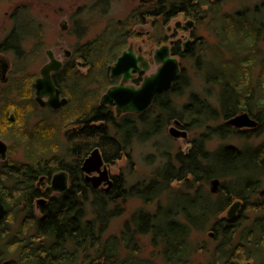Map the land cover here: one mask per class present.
Segmentation results:
<instances>
[{"label":"trees","instance_id":"1","mask_svg":"<svg viewBox=\"0 0 264 264\" xmlns=\"http://www.w3.org/2000/svg\"><path fill=\"white\" fill-rule=\"evenodd\" d=\"M96 1L97 6H105V1ZM220 4V0L140 3L126 19L108 24L96 37L76 46L72 59L53 76L69 98L63 109L69 114L63 116L61 126L43 121L32 131H25L31 142L27 150L28 163L10 160L0 164V193L6 207V214L0 221V240L6 239L0 250V264L3 254H17L18 258H11L9 264H156L157 257L163 264H193L192 256L201 248L192 242V234L207 226L221 237L209 264H246L250 259H255L258 264L259 259L247 247L253 242L250 236L256 233H259L257 245L260 248L264 245L263 215L254 218L246 231L249 240L244 245L233 242L239 222L220 215L232 196L246 200L258 196L248 207L256 212L264 209V191L261 192L264 140L242 147L221 143L214 150L207 147L206 140L212 137L208 138V135L220 140L233 134L248 137L264 129V53L259 47L264 31V2L261 16H253L247 10L233 14L221 12ZM210 12L213 32L222 47L203 65L206 74L210 73L205 80L218 87L215 105L205 99L199 100L193 94L191 101L178 110L167 99V93H163L153 103L158 106L150 108H157V113L148 117L146 112L138 116L131 112L117 116L114 106L100 104L101 96L113 81L106 68L126 47L128 37L138 35L134 31L135 25L145 23L149 17H156L165 24L181 13L200 21ZM27 13L28 8L22 5L13 9V26L2 46L4 50L14 51L19 59L18 72L25 69V61L30 55L44 46L41 28L28 19ZM30 39L35 42L32 50L27 51L23 45ZM156 39L158 43H164V33ZM203 47L206 49L207 45ZM173 52L176 54L175 49ZM192 54V51L181 53L186 57ZM80 65L87 68L86 73L80 70ZM184 77L182 73L171 91L184 86ZM32 82L33 77L29 74L10 80L8 86L15 89L16 94L13 102L1 106L0 125L15 126L18 122L13 120L17 115L23 118L19 123L33 115L36 101ZM11 106L17 113L13 120L10 116L7 119ZM241 111L256 118L258 126L244 133L226 123ZM183 115H187L192 123L189 129L205 128L191 141L187 152L178 151L174 156L167 152L166 160L160 163L151 178L130 186L121 174L113 177L108 190L87 185L81 165L95 148L101 150L107 163L114 162L129 153L128 143L134 136H139L141 130L149 132L153 124V132H158L165 118L170 120ZM221 118L225 122L217 126L210 124ZM71 122L76 125L71 126ZM59 129L65 134L67 152L72 156L70 162L56 152L60 147L55 138ZM59 169L70 172L71 188L50 199L41 214H37L33 204V196L38 194L33 187L37 174H51ZM215 177L224 183L220 194L213 199L209 191L201 189ZM174 181H180L189 189L180 191L187 202L158 201L154 211L140 209L134 212L119 234L105 236L112 218L121 213L126 197L135 196L150 203ZM192 186L195 189L190 192ZM87 204L91 207L90 212ZM17 222V229L12 232L10 225ZM139 235L150 236L154 247L150 257L137 256L139 244L132 239ZM123 248L128 249L125 255Z\"/></svg>","mask_w":264,"mask_h":264},{"label":"rangeland","instance_id":"2","mask_svg":"<svg viewBox=\"0 0 264 264\" xmlns=\"http://www.w3.org/2000/svg\"><path fill=\"white\" fill-rule=\"evenodd\" d=\"M103 1H105V6H101V4L100 6H97L96 0H0V41L6 37L13 26V19L11 18L13 9L22 5L28 8V19L41 28L42 42L44 45L43 48L30 55L25 61V69L19 72L20 63L19 59L15 57L14 51L6 53L11 60V68L9 71V80L7 82L0 80V108L1 106H6L9 102H13V97H15V89H11L10 94L5 93V90L7 89L6 87L9 85L11 79L15 77H25L29 74V76L33 77V81H35V79L40 76L41 68L49 61V57L46 53L47 49L53 50L55 56L63 62L71 60L78 44H82L96 37L108 24L126 19L129 13L141 3V0ZM263 2L264 0H220V11L233 14L242 10H247L249 13L253 14V16H261L263 14ZM188 18L190 17L181 13L170 18V20L164 24L156 17H149L145 23H140L134 26V31L137 32L138 35L128 37L127 45L123 49H127L131 44H133L136 50H138L139 47H142L144 55L152 61V66L147 72L150 74L158 68V64L153 61V53L155 49L161 45L157 42L156 37H159L163 32L165 35V41H168L170 37H175V40H180L182 47L183 42H185L187 38H189L190 33H192L194 43L189 50L192 51V56L186 57L177 55L182 67L181 74L183 73L185 76V84L184 86L179 87L178 91H169L166 94L167 99H169L178 110L191 101V96L193 94L196 95L199 100L205 99L213 105L217 103L216 98L218 95L217 85L205 80L206 75H209L210 73L206 74V70L203 66L204 63L210 59L215 50L222 49L218 37L213 32V25L210 23L211 12L203 19H200V21L197 20L192 28L190 27L184 30L183 27L186 25V21L192 19ZM156 21L159 23V26H157ZM77 26H80V28L76 29ZM34 42L33 39H30L23 45V48L27 51L32 50ZM203 45H207V48L205 49ZM259 47L264 53V31L261 34ZM66 50L70 51V55L66 56ZM62 67H64V65ZM79 68L81 71L85 73L87 72V68L82 65H80ZM138 79L137 76V80ZM120 81V78L113 80L106 90L111 85L119 83ZM140 82L141 80L132 81L135 85H139ZM34 97L35 92H33V99ZM152 106L158 105L154 104ZM63 109L64 107L58 111H52L49 108L40 107L36 102V110L33 115H31L28 120L19 123L23 118L18 116L15 107L11 106L7 119L11 113L14 112V114L17 115V118L13 121L18 123H16L15 126L11 125L8 127L0 125V137L5 139L10 146V159H12V163L29 162L26 153L31 142L27 138L25 131H32V128L36 126L38 122L43 121H47L54 126H61L62 119L64 118L63 116L69 114V111H64ZM157 111V108L152 107L151 110L149 109L146 112V115L152 117ZM137 116L135 118L138 120ZM175 120H179L181 124L183 123V126H176L179 129L187 130L186 137H174L171 135L170 128L175 124ZM222 122H225V120L221 118L215 121H210V124H212V126H217ZM71 123V126L76 125L74 122ZM191 125L192 123L189 122L187 115H183L181 118L175 117L170 120L165 118L160 125L158 132L155 133L153 132L155 126L152 124L149 127V130L151 131L147 132L146 129H143L139 136H134L131 139L127 147V151H129L128 154H124L122 158L114 162H106L107 164L105 165L111 175L121 174L124 176L127 180V186L133 185L139 181L148 180L154 175V171L160 163H163L166 160L167 152L171 156H174L178 151L187 152L191 147V141L201 132L205 131L204 127H200L197 131L191 130L189 129V126ZM4 128L5 130H1ZM239 130L243 132L245 131L244 133H246L249 132L250 128L243 127ZM251 135L252 136L247 137L244 136V134L242 136H236V134H233L224 140H220L214 135H208V138L210 136L212 137L206 140V145L210 150L216 149L221 143H230L239 147L246 146V144L257 145L264 140V129H262L261 133L257 135H254V133H251ZM55 138L60 142V144H58L60 147H58L56 152L70 162L72 156L67 152L64 132L59 129L55 134ZM91 174L92 176L97 175L96 172ZM220 180V188H222L224 181L222 179ZM210 181L205 186L203 185L201 190L209 191L213 195V199H216L218 194L212 193V185ZM107 186L108 183L106 181L100 185L101 188ZM194 189V186H192L190 192H193ZM183 190L189 191L183 183L180 181H174L166 191L162 192L159 198L154 199L150 203H146L144 200L135 196L126 197L121 206V213L112 218L105 236L119 234L123 229L125 222L129 220L134 212L140 209L154 211L158 201L162 203H168L170 200L176 202L180 201L181 203L187 202V198L182 196L180 192ZM203 192L205 193V191ZM232 197L233 198L226 206L225 211H223L220 216H227V208L237 199L235 196ZM252 199L257 200L258 196H253ZM87 209L89 212L91 211L89 204H87ZM258 215H264V209L260 212L249 209V207L243 209L240 218L237 219L239 225L235 231L234 244L247 243L249 235L246 234V231L252 226L254 218ZM89 216L90 215H87V217ZM17 225L18 222L16 225H10L12 227L10 230L15 232ZM7 227H9V225H7ZM211 231L214 230L207 226L201 232L192 234V242L201 248L197 254L192 256L193 264H209L211 256L218 243L217 240H215L216 235H211ZM257 234L259 233H256L255 236H250L253 242L251 241L252 244L247 247V250L259 259L258 264H264V245L261 246V248L257 245V240L259 238V235ZM5 241L6 239L0 240V250ZM134 241L139 244L137 250V256L139 258H147L151 256L154 247L151 244L149 235H139V237H134L132 239V242ZM127 251V248H123L124 255ZM3 255L4 257L1 260V264L6 259L18 258L17 254ZM155 262L156 264H163L162 259L159 257L155 258ZM247 262V264H255L256 260L250 259Z\"/></svg>","mask_w":264,"mask_h":264},{"label":"water","instance_id":"3","mask_svg":"<svg viewBox=\"0 0 264 264\" xmlns=\"http://www.w3.org/2000/svg\"><path fill=\"white\" fill-rule=\"evenodd\" d=\"M193 23L189 20V24ZM190 41V40H188ZM139 53L131 44L127 49L123 50L116 61L109 64L107 71L112 79L121 77L119 83L111 85L100 98L101 105L113 104L117 115L122 113L133 112L143 113L153 103L155 97L163 92L170 90L174 82L179 77L182 67L175 54L171 52L168 43L158 46L153 53V61L158 64V68L150 74H146L141 85L132 84L131 81L136 73L148 72L151 63L142 53V47H139ZM46 53L49 61L41 68L40 76H38L32 84L35 90V100L41 105H50L59 107L68 102L66 96H61V89L56 85L53 79V72L59 70L63 62L58 59L53 50L47 49ZM70 55V51L66 50V56ZM8 66L5 65L2 74H6ZM4 80L6 78H3ZM181 122L175 121L170 128V133L174 137H186L187 130L179 129L177 126ZM226 123L235 127H256L259 122L247 111H242L232 116ZM177 125V126H176ZM7 152V144L0 139V153L5 157ZM102 152L99 148H95L89 156L86 157L82 168L87 173L97 172V175L90 176L94 187H99L103 181L108 182V187L112 185L113 180L110 178V172L105 165ZM211 191L217 192L220 188L221 180L218 177L211 179ZM67 188V172L60 170L53 176L51 190L65 191ZM241 201H235L228 210V217L236 214ZM6 214V207L0 194V221Z\"/></svg>","mask_w":264,"mask_h":264},{"label":"flooded vegetation","instance_id":"4","mask_svg":"<svg viewBox=\"0 0 264 264\" xmlns=\"http://www.w3.org/2000/svg\"><path fill=\"white\" fill-rule=\"evenodd\" d=\"M148 2H150V3H153L154 2V0H148ZM148 2H146V3H148ZM191 18V17H190ZM190 18H188V19H190ZM190 20H192L193 21V23H191V24H189V20L188 21H186V25H184V27H183V29L185 30V29H188V28H192L193 27V25H195V22L197 21L196 19H194V18H192V19H190ZM11 31V29L9 30V32ZM9 32H8V34H9ZM7 34V35H8ZM7 35H6V37H7ZM183 35H185V34H183ZM170 36H173V35H170ZM6 37L5 38H3V40L2 41H0V80L1 81H3V82H7L8 80H9V71H10V68H11V60H10V58L7 56V52H9V51H11L12 52V50H10V49H7V50H4V49H2V46H4L3 44H5V42H6ZM193 36H192V33H190V36H189V38H187V40L185 41V42H183V45H182V47H181V42H180V40L179 39H174L175 37H170L169 39H168V41H164V43H168L169 44V46H170V49H171V52L173 53V54H175L174 52H173V50L175 49L176 50V57H177V55H181V53L182 52H189V50H190V48L192 47V44L194 43L193 42V38H192ZM188 40H190V41H188ZM135 49V48H134ZM135 51L137 52V53H139L140 51H139V48H138V50H136L135 49ZM143 53V52H142ZM143 55H144V53H143ZM145 56V55H144ZM182 56V55H181ZM146 57V56H145ZM147 58V57H146ZM149 59V61H150V63H151V66H152V61H151V59L150 58H148ZM63 62V61H62ZM180 62V61H179ZM65 64V62H63V65ZM5 65H7L8 66V69H7V72H6V74L4 75V74H2V72H3V68H4V66ZM62 65V66H63ZM63 67H61L59 70H57V71H60L61 69H62ZM57 71H54L53 72V76H54V74L57 72ZM182 71V70H181ZM147 74V72H143V73H136L135 74V77L132 79V81L134 82V81H140L141 80V82H140V84L139 85H141V83H142V81H143V79H144V77H145V75ZM180 75H181V73H180ZM179 75V76H180ZM137 76H138V78L140 79H138L137 80ZM3 78H6L5 80L3 79ZM118 78H120L121 79V77H118ZM53 79H54V77H53ZM112 79V78H111ZM115 79H117V78H115ZM115 79H113V80H115ZM55 81V80H54ZM132 81H131V83H132ZM34 82V81H33ZM33 82H32V84H33ZM56 83V82H55ZM175 83V82H174ZM133 84V83H132ZM57 85V84H56ZM138 85V84H137ZM174 85V84H173ZM58 86V85H57ZM59 87V86H58ZM7 89L5 90V93H9L10 91H11V89H9L10 87L9 86H7L6 87ZM172 89V88H171ZM171 89L170 90H168V91H166V92H163V93H168L169 91H171ZM34 90V89H33ZM34 92H35V90H34ZM163 93H161V94H163ZM161 94H159V95H161ZM159 95H157L156 97H155V99L159 96ZM61 96H64L63 94H62V92H61ZM155 99H154V101H153V103L155 102ZM34 100H35V97H34ZM36 101V100H35ZM37 102V101H36ZM38 104H39V106L40 107H42V108H49V109H51L52 111H58L59 109H61L62 107H65L67 104H68V102L66 103V104H64V105H62V106H59V107H54V106H50V105H41L39 102H37ZM153 103H152V105H153ZM108 105H112V106H114L113 104H108ZM151 105V106H152ZM151 106L145 111V112H147L150 108H151ZM145 112H143V113H145ZM131 113H133V112H131ZM143 113H134V114H136V115H141V114H143ZM15 118V114H14V112H12L11 113V115H10V119H14ZM176 121V120H175ZM183 124V123H182ZM181 123L179 124V125H181V126H183ZM178 125V126H179ZM248 128H250V129H252V128H255V127H248ZM0 139H2V140H4L5 142H6V144H7V152H6V156L4 157L3 155H2V153H0V164H2V163H6L7 161L9 162L10 160H12V159H10V146H9V144L7 143V141L5 140V139H3V138H1L0 137ZM91 154V153H90ZM89 154V155H90ZM88 155V156H89ZM26 156H27V153H26ZM86 159V158H85ZM85 159H84V161H85ZM84 161H83V163H84ZM22 163H28V162H22ZM83 163H82V165H83ZM82 165H81V171H82V176H83V178H84V180H85V182L87 183V185L88 186H93L94 187V185H93V182H92V180L89 178L90 176H92V174L90 173H87L86 171H84L83 170V168H82ZM34 170H36L35 168H34ZM60 170H65L66 172H67V188H66V190L65 191H57V190H51L50 188L52 187V180H53V176L55 175V173H57L58 171H60ZM97 173V172H96ZM115 175H111L110 174V178L113 180V177H114ZM103 182H105V181H103ZM102 182V183H103ZM108 183V182H107ZM113 184V183H112ZM112 186V185H111ZM111 186H109V188L111 187ZM33 187L34 188H36L37 190H38V194L37 195H34L33 196V204H34V207H35V211H36V213L37 214H41V210H42V208L43 207H45L47 204H48V202L50 201V199H53V198H55L56 196H58L59 194H64V193H66L70 188H71V174H70V172L67 170V169H59V170H56V171H54V172H52L51 174L49 173H44V172H39L38 174H37V177H36V179H35V182L33 183ZM94 188H101L100 186L99 187H94ZM109 188H107V187H105V188H102V189H105V190H108ZM222 191V188H219V190L217 191V192H212V193H216V194H220V192ZM262 191H264V178H263V185H262V190H261V192ZM1 194V193H0ZM217 195V196H218ZM2 196V195H1ZM235 197H237V199L236 200H234L232 203H231V205L235 202V201H238V200H240L241 201V204H240V206L238 207V209H237V211H236V214H235V216H233V217H228V210H229V208H230V206L231 205H229V207L227 208V216H222V217H224V218H226L227 220H237V219H239L240 218V215L242 214V212H243V209L244 208H246V207H248V204H251L252 202H254L253 201V199L252 198H250V200H246L244 197H238V196H235ZM233 198V197H232ZM2 200H3V198H2ZM22 203H24V202H22ZM223 213V212H222ZM263 217H264V215H263ZM211 233V235H216V239L215 240H217V247H218V245H219V241H220V238L221 237H219V236H217L218 234H216V230H214V231H211L210 232ZM217 233H218V230H217ZM242 243H240V245H241ZM242 245H244V244H242ZM10 259H6V260H4L3 262H2V264H9L10 263ZM248 262H246V264H247Z\"/></svg>","mask_w":264,"mask_h":264}]
</instances>
